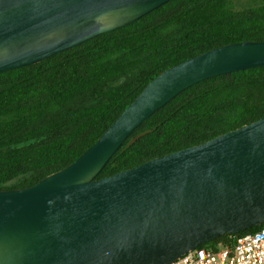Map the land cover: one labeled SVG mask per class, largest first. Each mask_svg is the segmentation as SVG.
Wrapping results in <instances>:
<instances>
[{
    "label": "water",
    "instance_id": "1",
    "mask_svg": "<svg viewBox=\"0 0 264 264\" xmlns=\"http://www.w3.org/2000/svg\"><path fill=\"white\" fill-rule=\"evenodd\" d=\"M168 1L0 0V72L128 25ZM262 65L264 40L188 58L152 79L75 161L32 186L0 190V264H170L262 224L264 116L96 178L129 135L186 88Z\"/></svg>",
    "mask_w": 264,
    "mask_h": 264
},
{
    "label": "trees",
    "instance_id": "2",
    "mask_svg": "<svg viewBox=\"0 0 264 264\" xmlns=\"http://www.w3.org/2000/svg\"><path fill=\"white\" fill-rule=\"evenodd\" d=\"M264 40V0H169L123 27L0 72V190L32 186L82 155L164 70ZM264 116V65L201 80L141 123L96 178L206 142ZM225 233L218 250L254 232Z\"/></svg>",
    "mask_w": 264,
    "mask_h": 264
},
{
    "label": "built area",
    "instance_id": "3",
    "mask_svg": "<svg viewBox=\"0 0 264 264\" xmlns=\"http://www.w3.org/2000/svg\"><path fill=\"white\" fill-rule=\"evenodd\" d=\"M170 264H264V226L218 250L200 246L190 249Z\"/></svg>",
    "mask_w": 264,
    "mask_h": 264
},
{
    "label": "bare ground",
    "instance_id": "4",
    "mask_svg": "<svg viewBox=\"0 0 264 264\" xmlns=\"http://www.w3.org/2000/svg\"><path fill=\"white\" fill-rule=\"evenodd\" d=\"M111 21H112V18H110V17H103V18L100 19V22L104 23V24H108Z\"/></svg>",
    "mask_w": 264,
    "mask_h": 264
},
{
    "label": "rangeland",
    "instance_id": "5",
    "mask_svg": "<svg viewBox=\"0 0 264 264\" xmlns=\"http://www.w3.org/2000/svg\"><path fill=\"white\" fill-rule=\"evenodd\" d=\"M59 36H51V37H49L47 40L48 41H51V40H54V39H56V38H58Z\"/></svg>",
    "mask_w": 264,
    "mask_h": 264
}]
</instances>
